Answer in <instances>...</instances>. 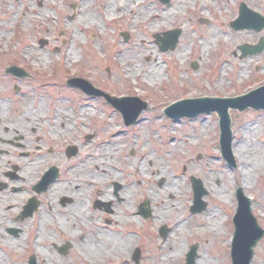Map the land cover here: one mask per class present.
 <instances>
[{"label":"flooded vegetation","instance_id":"af4514ba","mask_svg":"<svg viewBox=\"0 0 264 264\" xmlns=\"http://www.w3.org/2000/svg\"><path fill=\"white\" fill-rule=\"evenodd\" d=\"M87 4L77 0L65 5L71 45L72 38L88 44L86 35L91 43L147 37L156 46V40L172 35L178 45L189 22L204 30L218 18L228 31H253L247 24L235 29L232 22L240 14L263 24L264 30V0H103L96 18L92 11L84 12ZM27 6L37 18L36 1L28 0ZM21 22L25 30L26 22ZM49 44L38 41L39 49ZM8 67L17 74L6 72ZM1 74L10 80L0 77V263L2 256L22 264H186L190 259L196 264L205 253L203 242L223 238L230 254L236 231L232 216L223 226L210 220L204 224L202 218L209 219L205 200V210H192V191L189 200L181 198L180 187L172 189L162 171L154 177L142 170L143 178H138L140 167L121 162L124 150L133 157L139 145L148 143L135 132L151 120L145 113L126 127L113 104L94 97L120 118L121 130L109 129L102 137L108 120L85 122L81 109L92 105L61 106L57 96H46L45 83L35 79L23 56L7 63L0 59ZM99 89L112 95L105 87ZM163 117L159 112L154 120ZM127 136L132 146L128 152Z\"/></svg>","mask_w":264,"mask_h":264},{"label":"rangeland","instance_id":"374dc122","mask_svg":"<svg viewBox=\"0 0 264 264\" xmlns=\"http://www.w3.org/2000/svg\"><path fill=\"white\" fill-rule=\"evenodd\" d=\"M23 1L21 4L13 0L0 1V59L2 62L7 63L11 57L23 56L27 59L35 79L45 83L43 91L46 96H57L61 106L79 103L92 105L91 109L83 111L85 122L87 119H93L94 123L108 120L109 125L106 123L108 126L104 127L106 131L104 129L100 131L102 137L109 129L111 132L121 130L119 115L116 114V117H113L111 110H105V106L99 103L102 100L89 98L67 87L66 80L78 73L79 78L87 80L97 88L106 87L113 95L117 94V97L128 95L148 102L149 108L144 112V116H148L151 120L135 128L141 140L148 143L144 144L145 147L139 145L133 157L127 156L124 150L120 154L121 162L125 161L128 166L139 169L137 161L145 155L142 161L144 167H140L138 178H143L142 172L153 173L155 177L154 172L160 170L171 188L173 182L180 187L181 196L179 197L188 200L191 198L190 178L193 176L198 178L207 191L204 200L209 208L208 213L217 212V216L213 219L218 220L222 226L226 225L232 215V210L237 207L238 189L226 194L217 193L215 191L216 178L227 172L236 173L240 166L234 157L235 167L229 166L222 159L219 146V120L216 114L202 115L192 122L180 119V123L174 125L171 120L165 118L154 119L159 112H163L182 99L232 98L264 85V50L260 54L245 58H240L237 50V46L243 43L255 45L253 43L264 37V30L260 33L231 32L220 24L219 18L212 22L211 27L204 30L199 29L193 22H189L187 33L179 40L177 49L174 52H166V54L159 52L154 42L147 37H144V41L137 38L129 43H122L115 39L112 43H99L92 39L91 43L86 35V41L90 44L86 46L81 38H72L71 45L65 5L68 1L77 0H34L36 1L34 11L38 12L37 18H32V13L27 6L28 0ZM38 1H41V6L37 5ZM85 2L86 4L90 2V4L85 5L84 12L92 11L93 17H97V13L101 10L100 2L103 0H85ZM137 19L138 17L135 18ZM9 20H14L15 24L12 25ZM22 20L26 22L25 30H21ZM74 25L78 26L77 21ZM84 30L87 33V29ZM23 34H27V37H23ZM112 35L111 30H107V36L112 37ZM39 40H46L50 43L49 47L39 49ZM64 41L67 42L66 45H63ZM55 47H58V53L54 52ZM202 47L204 51H201ZM68 49H71L68 51L71 52L70 56L69 53L66 54ZM152 56L161 62L164 71L159 81L154 86H149L148 82H144L143 79L147 73L146 67L153 61ZM224 61L227 62V73L223 76L219 86L214 87L218 79L219 66ZM192 63L197 65V70L190 68ZM135 70L140 71L139 76L134 79H124L125 72ZM239 71L241 75H237ZM0 77L1 80H10L9 76L3 77L1 74ZM229 115L232 140L240 138L244 128L250 126L251 131L248 134L252 136L250 145L253 148L249 150L250 148L246 147L249 143H246L245 148L242 149L243 153L244 151L246 153L243 165L253 167V163L258 162L257 164L262 167L256 171V176L252 179L253 187L242 194L251 198V213L264 230V112L246 110L239 113L236 110H230ZM202 127L205 129V134L200 137L197 134ZM154 128L158 131L157 134L151 132ZM124 139L128 152V149L132 147L129 143L130 137L127 136ZM214 150L220 153L215 154ZM212 173L217 174L215 178ZM221 182V184L225 183ZM221 200H226L227 204L223 205ZM202 220L204 224L209 221L204 217ZM224 229L226 232L229 230ZM224 229L222 231L226 233ZM225 239L217 241L208 239L203 242L200 249L205 253L201 255V260L211 259L216 264H231ZM1 258L3 261L0 264H22L21 261L14 262L2 256ZM252 258L251 264H264V237L254 249Z\"/></svg>","mask_w":264,"mask_h":264},{"label":"water","instance_id":"95a60500","mask_svg":"<svg viewBox=\"0 0 264 264\" xmlns=\"http://www.w3.org/2000/svg\"><path fill=\"white\" fill-rule=\"evenodd\" d=\"M255 21L250 18L247 19L245 15H242L240 20L234 22L236 27H240V24H247L248 27H254L256 31H260L263 26H255ZM243 28V27H242ZM163 45L161 48L164 50L171 48L174 49L176 43L175 38H167L162 41ZM264 49V40H260L256 46H241L239 51L242 57L248 55L260 53ZM193 69H197L195 65ZM70 87H76L84 91L86 94L94 96L99 94L89 83L83 79H72L67 81ZM107 100L112 102L123 116L124 124L127 126L134 122L141 110L144 108V104L137 98H123V99H111L107 97ZM262 110L264 111V87L254 89L253 91L243 94V96L236 98H200L182 100L176 104L169 106L165 112L171 118L180 117H196L201 112H208L215 110L219 116L220 125V147L222 156L225 161L231 165L234 164L232 154L230 152L231 147V120H229L228 110L235 109L239 112H243L246 109ZM194 203L192 206L193 210L205 209L204 203L201 201L205 192L202 185L198 180L192 179ZM237 212L234 217V225L236 226L235 239L232 244L231 259L232 264H250L253 255L254 246L263 237V230L256 224V220L250 212V201L247 199L240 190L237 191ZM187 264H193V260L187 262Z\"/></svg>","mask_w":264,"mask_h":264},{"label":"bare ground","instance_id":"6f19581e","mask_svg":"<svg viewBox=\"0 0 264 264\" xmlns=\"http://www.w3.org/2000/svg\"><path fill=\"white\" fill-rule=\"evenodd\" d=\"M119 5H121V4H119ZM9 22L12 25L15 24L14 20H9ZM203 49L204 48L202 47L201 51H204ZM70 55H71V52L69 53V56ZM72 55H74L73 51H72ZM152 58H153V61L150 65H148L146 67L147 73L145 75V79H143L144 82H148L149 86H154V84H156L159 81L161 73L164 71L162 66H161V62L158 59H155V56H152ZM219 67H220V70H219V73L217 76L218 79L214 83V87H218L219 84L221 83V81L223 80V76L226 75L227 68H228L227 62L224 61L222 64H220ZM139 75H140V71H138V70L130 71L129 73L125 72L124 73V79H128V78L134 79ZM237 75H241V71H239L237 73ZM88 108L91 109V107L84 106V108H82L81 110L88 109ZM178 122H179V120H171V123H173V125L178 124ZM204 131H205V129L202 127L201 129L198 130L197 135H199L200 137H203L205 134ZM250 131H251L250 126H247V128H244V130L242 131L240 138L231 140L232 141L231 142V152L233 154L234 160H236L239 163L240 167L236 171V173L227 172V174H225V175L220 174L219 176H217V178H216V185L217 186L215 185L216 186L215 191L217 193L226 194L229 191L236 190V188L241 190V192H244V191L251 189L253 187L252 179L254 176H256V171L259 170L262 166L260 164H257L258 162L257 163L254 162L255 160H253V162H254L253 167L243 165L244 161L246 160V158L244 157V155L246 153H245V151L243 153L242 149L245 148L246 143H249V145L246 146L247 148H250L249 150H252L251 148H253V146L250 145V143L252 144V140H251L252 136H249V134H248ZM185 138L188 139V136L185 135ZM214 153L217 154L220 152H217V150H214ZM141 161H143V157H142ZM141 161H139V163L137 164L138 167H144L142 165ZM213 174L214 173H212V176H214V178H215V175H217V174H214V175ZM221 181H224L225 183L221 184L222 183ZM176 184L177 183L173 182L172 185L175 186ZM168 191H172V190L168 189ZM227 199H229L228 196L226 197V200ZM226 200H221V203L223 205H226L227 204ZM214 216H217V212L216 213L215 212L209 213V215L207 217H209V220H212L211 223H215V224H213V226H216L219 223V221L218 220L216 221L215 219H213ZM172 250L175 251L174 249H172ZM197 264H216V262L214 260H211V259H208V260L198 259Z\"/></svg>","mask_w":264,"mask_h":264}]
</instances>
